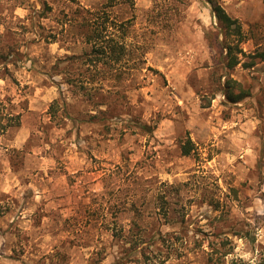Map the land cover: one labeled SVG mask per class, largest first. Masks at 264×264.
<instances>
[{
	"label": "rangeland",
	"instance_id": "1",
	"mask_svg": "<svg viewBox=\"0 0 264 264\" xmlns=\"http://www.w3.org/2000/svg\"><path fill=\"white\" fill-rule=\"evenodd\" d=\"M217 1L233 68L206 0H0V264H264V0Z\"/></svg>",
	"mask_w": 264,
	"mask_h": 264
},
{
	"label": "trees",
	"instance_id": "2",
	"mask_svg": "<svg viewBox=\"0 0 264 264\" xmlns=\"http://www.w3.org/2000/svg\"><path fill=\"white\" fill-rule=\"evenodd\" d=\"M69 1L75 2L76 0ZM120 1L121 0H108V5L102 10L103 15H107L109 18L110 12L108 9L117 6ZM206 2L209 4L213 16L217 19L219 36L223 38L221 45L227 53L226 59L228 61V67H236L241 63L239 54L247 57L245 52L240 47V45L247 40L245 38L246 36L243 31V26L238 19H234L228 14L225 8L217 0H206ZM123 4L129 6L131 9L135 7L134 0H122L119 5ZM128 21L129 20L124 22L119 21L117 23L116 30H121L123 33V36L118 40L111 38V32L108 30L111 28V26L105 25L102 28H99L98 26L96 28L84 26L86 42L92 44V49L89 53L69 58V60H79L81 61V64L83 63V65L103 64L105 66H109L110 69H112V63L119 64L123 57L127 55V46L123 41L120 40H124L126 36H128V27L125 25L126 23L129 24ZM232 36L236 37L237 43L235 45H233L231 42H228ZM248 57L251 58V60L247 64L245 63V67H254L258 61L264 62V50H256L253 54L248 55ZM230 84L233 86H230ZM227 85L232 89L235 86L239 87L238 92L233 90L225 91L226 97L231 103H241L249 96L247 90H245L240 83L231 82L230 80L227 82ZM192 145L193 144L191 141H188L186 145H183L182 148L184 155H190L192 151ZM160 238H164V236L160 235ZM228 254H230V252H227L225 256ZM221 264H223V262Z\"/></svg>",
	"mask_w": 264,
	"mask_h": 264
}]
</instances>
